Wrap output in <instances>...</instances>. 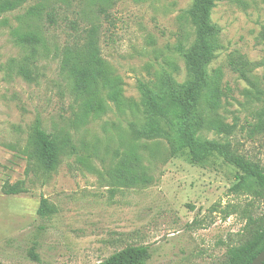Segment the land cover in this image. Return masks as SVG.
I'll list each match as a JSON object with an SVG mask.
<instances>
[{"label":"rangeland","instance_id":"obj_1","mask_svg":"<svg viewBox=\"0 0 264 264\" xmlns=\"http://www.w3.org/2000/svg\"><path fill=\"white\" fill-rule=\"evenodd\" d=\"M192 1L28 0L0 14V264H99L132 245L150 246L147 264H221L264 226V187L235 166L217 154L194 162L165 138L131 130L146 118L139 80L188 79L176 46L195 38L181 17ZM215 3L222 47L210 70L223 71L218 113L234 130L203 128L197 137L227 142L264 169V2ZM91 27L103 62L140 104L135 112L107 90L103 108L90 111L92 95L78 92L65 60ZM25 34L39 40L22 42ZM236 57L259 63L248 79L229 65ZM38 127L59 146L54 171L41 159ZM133 149L147 180L124 186L120 170Z\"/></svg>","mask_w":264,"mask_h":264},{"label":"trees","instance_id":"obj_2","mask_svg":"<svg viewBox=\"0 0 264 264\" xmlns=\"http://www.w3.org/2000/svg\"><path fill=\"white\" fill-rule=\"evenodd\" d=\"M140 1V0H134ZM28 0H0V14L13 11ZM264 2V0H263ZM191 6L184 10L182 18L191 24L195 38L186 46L180 42L176 51L185 60L188 79L178 84L171 76L164 81H138L141 92V106L146 118L142 122H133L131 130L139 139L165 138L180 150H187L194 162H203L214 154L219 155L226 163L235 166L243 176L254 180L264 187V169L237 155L227 142H207L197 137L200 129H211L221 134H230L234 125L224 122L218 111L222 106L225 91L222 86V69L210 70L211 63L218 57L222 45L221 28L212 20L215 0H193ZM98 29L91 27L86 34L85 42L79 52L69 51L65 66L77 82L80 94H90L92 99L87 103L88 110L98 111L102 104L98 102L101 91L107 90L108 97L118 107L132 111L140 104L123 93V81L112 75L103 62L98 46ZM22 42H37L34 34H25ZM78 54V60L72 55ZM233 71L248 79V75L259 63L251 62L244 57L231 58L229 62ZM166 94V103H163ZM206 114H205V113ZM36 145L47 170L54 171L59 161V146L53 136L41 128L36 130ZM124 167L120 173L124 186H134L146 182L143 174L140 155L133 149L124 154ZM49 211L47 200L41 201L39 214L46 216ZM264 250V226L254 232L245 243L232 250L221 264H249ZM152 251L148 245H132L112 254L99 264H147ZM264 264V262L262 263Z\"/></svg>","mask_w":264,"mask_h":264},{"label":"water","instance_id":"obj_3","mask_svg":"<svg viewBox=\"0 0 264 264\" xmlns=\"http://www.w3.org/2000/svg\"><path fill=\"white\" fill-rule=\"evenodd\" d=\"M264 262V250L249 264H262Z\"/></svg>","mask_w":264,"mask_h":264}]
</instances>
